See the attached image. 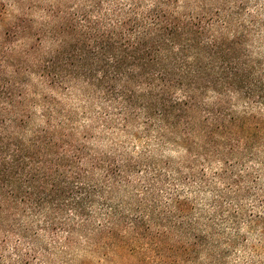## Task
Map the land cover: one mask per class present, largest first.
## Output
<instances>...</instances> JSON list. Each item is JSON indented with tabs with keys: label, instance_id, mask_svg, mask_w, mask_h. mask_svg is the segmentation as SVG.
<instances>
[{
	"label": "trees",
	"instance_id": "obj_1",
	"mask_svg": "<svg viewBox=\"0 0 264 264\" xmlns=\"http://www.w3.org/2000/svg\"><path fill=\"white\" fill-rule=\"evenodd\" d=\"M70 1L0 0V264H50L79 239L108 264H241L226 258L234 198L207 197L212 214L199 195L261 181L264 0ZM39 9L43 21L29 17ZM41 87H80L101 115L83 110L79 138L81 116L37 99ZM136 127L137 152L117 139ZM166 146L187 155L164 158Z\"/></svg>",
	"mask_w": 264,
	"mask_h": 264
},
{
	"label": "rangeland",
	"instance_id": "obj_2",
	"mask_svg": "<svg viewBox=\"0 0 264 264\" xmlns=\"http://www.w3.org/2000/svg\"><path fill=\"white\" fill-rule=\"evenodd\" d=\"M60 1L61 3L67 5L73 4L70 0H39V4L47 8L49 6H56V4ZM7 10L12 15H17V13H15L16 9L13 8V5L8 7ZM42 12V9L36 10L33 14L29 15V17L38 21H43L44 18H41L40 16ZM0 31H2V27H0ZM35 79L36 78L34 77V81H36ZM40 90L41 92L40 95L37 96V99H42L44 96H52L58 102H61L63 104V107L70 108L81 116L80 124L77 126V133L79 138H81L80 132L87 131V128L89 127L88 124L90 122L84 117L83 110H91L92 113L97 114V117L101 115V109L97 106L96 103L91 102V104H88L87 95L80 87H74L69 90L55 89L54 91L45 90L43 87H41ZM32 112L34 113V118L32 120L30 128L34 130L38 129V127H40L45 122V118L43 117L44 109L41 106L37 105L33 108ZM111 115L116 119L117 122H120L119 116H117L114 111H111ZM96 125L98 126V124ZM100 129L102 128L100 127L99 130ZM140 131H142L141 127L140 130L138 127L123 130L117 135V139L123 142L127 146V148L129 147L128 149L132 150L134 148L137 152L139 150H142L147 145L144 144V141H140L135 136V133L140 135ZM132 134H134V137H132ZM106 144L107 143L105 142L103 145L105 146ZM156 152H162L161 155L164 156V158L176 160L185 158L187 155L184 148L175 146H166V148H164L163 150H156ZM250 165L255 167V164ZM211 166L213 168H207L208 174H213L214 171L220 173L223 168V163L222 161L219 162L218 160H214ZM256 167L259 169L262 178L259 185L254 186V188L250 189L249 193H235L229 185L226 186V180L214 183L215 187L218 188L215 193L213 191H203L199 195L201 198L199 200L201 202L199 206L206 208L205 210L207 212L211 211L212 214H214V212L211 206L207 205V197H211L214 194H222L224 196H227V198H234L233 205L223 203L222 206V212H225L226 218L230 216L231 218L241 220L239 225H233L232 223L224 224L229 235V241H232L229 257L228 255L226 257L229 263L250 264L249 262L253 260L258 262L264 261V166H262V164H257ZM231 169L236 171L238 167ZM244 174L245 179H247L249 173L244 172ZM220 189H222L221 192H219ZM231 199L232 198L228 200ZM219 215L220 214L218 212L217 216ZM254 215L261 216L257 220L253 219L256 221L255 226L250 223V220L254 218ZM216 222H220V220L217 219ZM48 233L49 232H46V234L38 239V245H40L42 242L50 241V236ZM1 234L2 233H0V236ZM62 239H64V237H62ZM20 241L21 240H19V238L15 235L11 236L10 238L8 237V250L12 252L14 246ZM74 241L75 242L72 244L73 246H71V248L69 249L71 255L65 254V252H60L53 257H49L50 264H108L102 258V254H100L98 251L93 250L94 248H89L84 240L79 239ZM23 246L27 247L25 244ZM45 259L46 258H43V260ZM130 259L132 258L130 257ZM118 262H120V260H118Z\"/></svg>",
	"mask_w": 264,
	"mask_h": 264
}]
</instances>
